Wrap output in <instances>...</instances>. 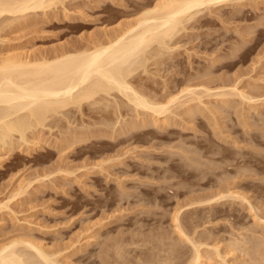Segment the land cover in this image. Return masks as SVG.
I'll use <instances>...</instances> for the list:
<instances>
[{
  "label": "rangeland",
  "instance_id": "obj_1",
  "mask_svg": "<svg viewBox=\"0 0 264 264\" xmlns=\"http://www.w3.org/2000/svg\"><path fill=\"white\" fill-rule=\"evenodd\" d=\"M162 1L62 0L2 16L0 58L104 40ZM201 11L129 78L169 112L112 92L0 141V250L194 264L195 245L197 264H264V0Z\"/></svg>",
  "mask_w": 264,
  "mask_h": 264
},
{
  "label": "bare ground",
  "instance_id": "obj_2",
  "mask_svg": "<svg viewBox=\"0 0 264 264\" xmlns=\"http://www.w3.org/2000/svg\"><path fill=\"white\" fill-rule=\"evenodd\" d=\"M233 1L241 0H163L137 18L134 25L130 24L126 29L108 35L104 40H92L94 42H88L86 46L62 50L51 58L36 57L32 60L29 57L22 59L19 55V58L14 55L0 58V141L9 138L12 133L22 134L33 126H43L48 118L68 108L81 107L102 94L109 96L112 92L121 94L138 109L150 110L157 115L165 114L168 107L154 105L134 88L129 78L141 68L145 69V55L148 52H152L154 47L162 50L167 40L175 36L184 23L198 16L202 8ZM60 2L62 4V0H0V17L46 10ZM224 196H218V199ZM17 242L13 241L0 250V264H29L30 260L56 264L54 255L52 258L50 253L47 254L29 241H19L24 244V248L28 247L26 251L30 249L35 252L36 257L33 258L27 253L28 259L27 254L19 250L21 245L19 247ZM199 247H193L194 264L203 259ZM27 260L30 262L26 263Z\"/></svg>",
  "mask_w": 264,
  "mask_h": 264
}]
</instances>
